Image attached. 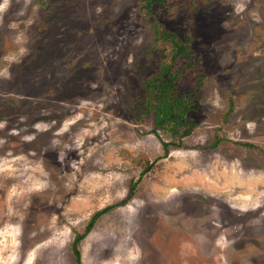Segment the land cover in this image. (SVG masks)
<instances>
[{
    "label": "rangeland",
    "instance_id": "1",
    "mask_svg": "<svg viewBox=\"0 0 264 264\" xmlns=\"http://www.w3.org/2000/svg\"><path fill=\"white\" fill-rule=\"evenodd\" d=\"M0 264H264V0H0Z\"/></svg>",
    "mask_w": 264,
    "mask_h": 264
},
{
    "label": "trees",
    "instance_id": "2",
    "mask_svg": "<svg viewBox=\"0 0 264 264\" xmlns=\"http://www.w3.org/2000/svg\"><path fill=\"white\" fill-rule=\"evenodd\" d=\"M184 50H186V47H179L174 58L179 59ZM183 72L177 70L175 65L166 66L159 72L154 81L150 80L145 83V89L149 94L156 88L158 90L156 95L151 97L152 101H155L153 106L156 113L155 131L164 128L163 126H167L169 123L174 124L176 128L189 125L188 120L190 117H187V115L190 108L178 92V83ZM156 83L158 84L156 85ZM181 106L184 107V111L178 112L176 108L178 109ZM186 131L188 132L189 130ZM76 254L79 256L78 252Z\"/></svg>",
    "mask_w": 264,
    "mask_h": 264
}]
</instances>
